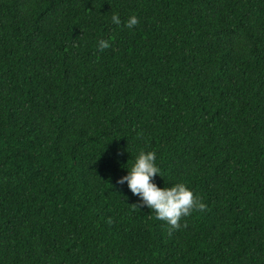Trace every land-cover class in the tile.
Here are the masks:
<instances>
[{
	"label": "trees",
	"instance_id": "trees-1",
	"mask_svg": "<svg viewBox=\"0 0 264 264\" xmlns=\"http://www.w3.org/2000/svg\"><path fill=\"white\" fill-rule=\"evenodd\" d=\"M0 264H264V0H0Z\"/></svg>",
	"mask_w": 264,
	"mask_h": 264
},
{
	"label": "clouds",
	"instance_id": "clouds-1",
	"mask_svg": "<svg viewBox=\"0 0 264 264\" xmlns=\"http://www.w3.org/2000/svg\"><path fill=\"white\" fill-rule=\"evenodd\" d=\"M111 22L116 25L122 23L120 16L115 13L111 16ZM137 23V17L131 15L124 22V26L132 28ZM110 46L109 41L105 39H100L97 43L99 50ZM156 159L155 150L140 151L130 166L126 167V174L118 178L117 183H126L129 191L139 198L136 207L146 206L155 214V219L164 221L169 226L170 231L177 230L182 227V217L190 216L193 211L203 212L206 205L183 182L158 186L155 177L161 176V169Z\"/></svg>",
	"mask_w": 264,
	"mask_h": 264
}]
</instances>
